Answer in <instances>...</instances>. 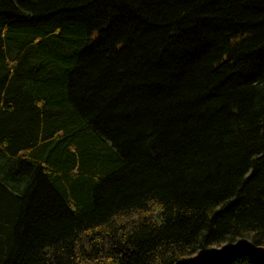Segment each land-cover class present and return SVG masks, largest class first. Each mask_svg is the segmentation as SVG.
Returning <instances> with one entry per match:
<instances>
[{
  "label": "trees",
  "instance_id": "16d2710c",
  "mask_svg": "<svg viewBox=\"0 0 264 264\" xmlns=\"http://www.w3.org/2000/svg\"><path fill=\"white\" fill-rule=\"evenodd\" d=\"M0 264H264V0H0Z\"/></svg>",
  "mask_w": 264,
  "mask_h": 264
}]
</instances>
